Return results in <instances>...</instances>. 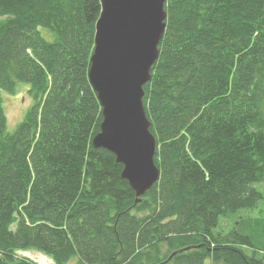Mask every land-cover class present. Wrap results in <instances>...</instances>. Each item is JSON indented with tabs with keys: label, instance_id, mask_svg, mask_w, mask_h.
I'll return each instance as SVG.
<instances>
[{
	"label": "trees",
	"instance_id": "obj_1",
	"mask_svg": "<svg viewBox=\"0 0 264 264\" xmlns=\"http://www.w3.org/2000/svg\"><path fill=\"white\" fill-rule=\"evenodd\" d=\"M164 11L142 87L159 178L135 204L122 166L92 147L100 0H0V92L24 83L32 101L8 132L0 96V264H36L17 256L30 250L54 264H264V217L238 216L263 198L264 0Z\"/></svg>",
	"mask_w": 264,
	"mask_h": 264
},
{
	"label": "water",
	"instance_id": "obj_2",
	"mask_svg": "<svg viewBox=\"0 0 264 264\" xmlns=\"http://www.w3.org/2000/svg\"><path fill=\"white\" fill-rule=\"evenodd\" d=\"M165 2L100 0L89 63L88 81L102 116L92 147L108 151L122 166L120 178L135 193V204L159 178L154 163L156 141L149 131L142 87L158 58Z\"/></svg>",
	"mask_w": 264,
	"mask_h": 264
},
{
	"label": "rangeland",
	"instance_id": "obj_3",
	"mask_svg": "<svg viewBox=\"0 0 264 264\" xmlns=\"http://www.w3.org/2000/svg\"><path fill=\"white\" fill-rule=\"evenodd\" d=\"M39 34L48 42H51L54 38L53 34L42 27L37 28ZM16 89L14 91V94H8L7 92L1 91V105L4 111V114L6 116V130L8 132H11L14 130V128L17 126L18 123L22 121L24 118L28 108L30 107L32 101L27 94L28 86L24 83H18L16 85ZM254 187L259 190L263 198L259 201L257 207L253 209L252 211H242L239 213L238 216H246L251 215V217H264V183L256 184ZM237 216V217H238ZM222 226V227H221ZM219 227H221L218 230H222L223 232H228L230 228L232 227V221L224 222L223 219H220L219 221ZM40 255H43L37 251L30 250L27 252H18L17 256L19 258H28L32 260L36 264H54L48 257H45V260L42 261L40 259ZM264 256V255H263ZM263 263H264V257H263Z\"/></svg>",
	"mask_w": 264,
	"mask_h": 264
},
{
	"label": "bare ground",
	"instance_id": "obj_4",
	"mask_svg": "<svg viewBox=\"0 0 264 264\" xmlns=\"http://www.w3.org/2000/svg\"><path fill=\"white\" fill-rule=\"evenodd\" d=\"M40 259H41L42 261H44V260H45V257H44L43 255H40Z\"/></svg>",
	"mask_w": 264,
	"mask_h": 264
}]
</instances>
